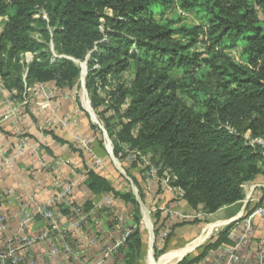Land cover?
<instances>
[{"label": "trees", "instance_id": "trees-1", "mask_svg": "<svg viewBox=\"0 0 264 264\" xmlns=\"http://www.w3.org/2000/svg\"><path fill=\"white\" fill-rule=\"evenodd\" d=\"M174 7L200 24L175 26L165 17ZM0 19L5 87L20 97L51 82L72 90L81 76L75 61L87 60L86 89L95 112L106 104L99 90L109 78L117 85L112 106L100 115L114 139V157L124 160V146L153 154L152 163L170 174V185L190 209L214 215L236 206L245 199V185L264 176V148L255 142L264 141V0H0ZM197 46L203 51L191 52ZM233 49L241 51V60ZM53 52L61 56L54 63ZM126 72L130 85L122 78ZM112 110L121 118L118 129L107 116ZM91 128L97 131L93 123ZM84 185L94 198L113 195L138 206L101 170H90ZM79 207L89 211L92 203ZM160 216L155 236L165 228ZM232 229L179 264H202L222 246L235 245ZM142 245L141 231L131 230L123 264H141ZM155 251L158 258L164 250Z\"/></svg>", "mask_w": 264, "mask_h": 264}, {"label": "crops", "instance_id": "crops-1", "mask_svg": "<svg viewBox=\"0 0 264 264\" xmlns=\"http://www.w3.org/2000/svg\"><path fill=\"white\" fill-rule=\"evenodd\" d=\"M2 30L0 19V34ZM0 84V194H5L0 201V215L9 218L5 236L21 232L18 216L21 204L32 198L39 204H47L56 195L60 183L75 184L74 202L79 206L106 196L94 198L84 185L90 170H103L105 159L102 158L104 161L100 168L95 169L92 158L78 147L71 149L69 145L74 144L77 135L87 138L94 136L91 115L85 108L78 106L73 89H59L51 82L35 85L20 97L16 92L9 91L1 78ZM53 135L66 143L57 142ZM94 152L97 157H102L98 146H94ZM7 160L11 161L10 165L4 163ZM107 172L103 170V173ZM251 186L256 187L254 194L259 200L264 199V176H259ZM230 208H224L211 217H215L216 229L223 231L232 226L231 231L240 238L244 235L245 223H233L236 212L232 213V210H228ZM252 208L249 206L245 212H250ZM46 228V222L39 219L35 224L27 226L23 233L34 236ZM220 232H217L215 239ZM3 239L0 238V244ZM200 247L176 258L175 264L193 255ZM263 248L264 220L256 218L241 248L243 264H256ZM49 251V241L39 242L28 250L37 264H46L45 256Z\"/></svg>", "mask_w": 264, "mask_h": 264}, {"label": "rangeland", "instance_id": "rangeland-1", "mask_svg": "<svg viewBox=\"0 0 264 264\" xmlns=\"http://www.w3.org/2000/svg\"><path fill=\"white\" fill-rule=\"evenodd\" d=\"M165 17L174 20L175 26L200 24L194 14L183 12L177 7L167 11ZM196 51H203L202 46L193 48L191 52ZM52 54L51 60L61 57L54 52ZM231 54L237 61L241 60V51L239 49L231 50ZM31 61L32 56L28 55L26 62L29 63ZM75 62L81 68V76L73 89V94L76 96L78 106L85 108L90 113V120L97 127V131H94L93 139L94 146H98L101 150L100 156L102 157L100 159L102 161L105 159L103 170L105 169L108 172L103 173V175L108 178L110 183L121 194L126 195L130 192L134 196L138 206L135 207L130 203L125 204L123 201L114 198L113 195H106L102 199L109 197L111 200L110 205H107L106 208L108 213L105 210L95 212L89 219L88 225L83 229L73 227L68 214L58 210V220L64 228L67 241L73 245L76 255L75 257L67 254L63 255L61 260L56 261L55 264H123L125 237L129 231L136 229H139L143 235L141 264H175L177 262V260L175 261L176 258L168 260L169 256L185 250L184 248L187 246L186 249H190L189 252L199 245H201L200 248L206 246L211 240L215 239L217 232L221 231L215 228V217L213 218L211 215L204 214L201 208L194 211L183 201H180L181 192L173 189L170 185V174H161L160 167L152 163L153 154L142 155L138 150L124 146V160L120 161L114 157V139L109 138L105 122L100 115L106 108L112 106L110 103L112 99L109 97L110 93L117 88V85L109 78V83L105 89L99 90V94L106 101V104L95 112L91 97L86 89L88 62L87 60ZM122 78L127 85H130L132 74L126 72L122 75ZM53 84L55 83L53 82ZM107 116L114 118L112 123L116 126L115 129H118L117 126L121 122V118L115 116L113 110ZM259 141L255 142L264 148V145ZM134 178L138 180L139 186L134 184ZM252 184L245 185L247 187L244 188L245 200L247 191ZM100 200L95 202H99ZM243 205L242 202L228 209L232 210V213L236 212L234 219H238L239 217L241 220L246 219L245 214L247 213L243 212ZM158 213H161L160 222H165V228L158 236H155V230L157 231L160 227V223L156 224V215ZM137 217L140 218L139 223H136L134 219ZM187 220H197L199 222L194 226L184 225L175 227ZM191 226L193 227L191 228ZM169 235L170 240L167 248L164 249V240ZM150 237L152 238V243L149 242ZM156 249L164 250L163 254L158 258L155 256ZM108 250H111V253L106 258L105 253ZM219 254L220 249L212 252L202 264H217Z\"/></svg>", "mask_w": 264, "mask_h": 264}, {"label": "built area", "instance_id": "built-area-1", "mask_svg": "<svg viewBox=\"0 0 264 264\" xmlns=\"http://www.w3.org/2000/svg\"><path fill=\"white\" fill-rule=\"evenodd\" d=\"M56 59H61V57H56ZM56 59L53 58L51 61L54 63ZM0 88H2V84H0ZM259 142L264 145L263 141L260 140ZM74 143L80 151L94 160L95 169L100 168L102 160L94 152L93 138L77 135L74 138ZM4 163L10 165L11 161L7 160ZM74 188V183H60L56 195L47 204H39L34 198L21 204L18 212L21 232L18 234L5 236L9 218L6 215H0V238L4 237L0 244V264H37L36 259L29 255L28 250L35 244L45 241L50 242V251L45 256L46 264H55L56 261H60L61 257L66 254L75 257L74 247L67 241V235L58 220L59 207L62 206L68 209V218L72 221L73 227L83 229L88 225L89 219L95 212L105 210L108 213L106 208L107 205H110L111 200L109 197H106L99 202H93L92 208L89 211H85L74 204ZM249 188L246 194V200L244 199L243 201V212L249 206H253V208L250 212H245L247 213L245 214V220H241L239 217L233 222L243 221L245 223L244 235L238 238L235 245L222 246L220 248L217 264H243L241 248L247 235L251 233L252 222L256 218L264 220V202L259 206H255L260 201L254 194V188L256 187L251 186ZM4 195L0 194V201L4 199ZM39 219L46 222L47 228L45 230L34 236L23 233L27 226L35 224ZM130 233L131 231L127 233L125 240ZM110 253L111 250L106 251L105 257L108 258ZM256 264H264V248L259 252Z\"/></svg>", "mask_w": 264, "mask_h": 264}, {"label": "bare ground", "instance_id": "bare-ground-1", "mask_svg": "<svg viewBox=\"0 0 264 264\" xmlns=\"http://www.w3.org/2000/svg\"><path fill=\"white\" fill-rule=\"evenodd\" d=\"M149 222V221H148ZM150 241V243H152V238L150 237V239H149ZM150 246V245H149ZM189 250L190 249H185V250H183V251H178L179 253H175V254H173L172 256H169L168 257V260H170V259H175V258H179V257H182V256H184L187 252H189Z\"/></svg>", "mask_w": 264, "mask_h": 264}]
</instances>
